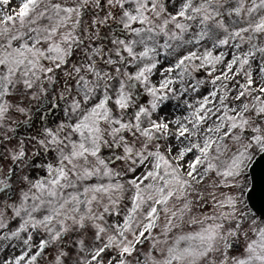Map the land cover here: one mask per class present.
I'll return each instance as SVG.
<instances>
[{
    "label": "snow or ice",
    "instance_id": "obj_1",
    "mask_svg": "<svg viewBox=\"0 0 264 264\" xmlns=\"http://www.w3.org/2000/svg\"><path fill=\"white\" fill-rule=\"evenodd\" d=\"M264 0H0V264H264Z\"/></svg>",
    "mask_w": 264,
    "mask_h": 264
},
{
    "label": "water",
    "instance_id": "obj_2",
    "mask_svg": "<svg viewBox=\"0 0 264 264\" xmlns=\"http://www.w3.org/2000/svg\"><path fill=\"white\" fill-rule=\"evenodd\" d=\"M255 160V166L251 170V174L256 178L257 182L256 191L253 193V199L259 202L261 193L264 192V156L258 155Z\"/></svg>",
    "mask_w": 264,
    "mask_h": 264
}]
</instances>
